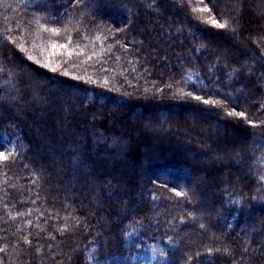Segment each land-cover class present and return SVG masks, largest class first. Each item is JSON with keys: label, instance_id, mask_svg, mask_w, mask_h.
<instances>
[{"label": "trees", "instance_id": "16d2710c", "mask_svg": "<svg viewBox=\"0 0 264 264\" xmlns=\"http://www.w3.org/2000/svg\"><path fill=\"white\" fill-rule=\"evenodd\" d=\"M200 7L0 0V264H264V133L194 99L264 119V0Z\"/></svg>", "mask_w": 264, "mask_h": 264}, {"label": "snow or ice", "instance_id": "6c2138e0", "mask_svg": "<svg viewBox=\"0 0 264 264\" xmlns=\"http://www.w3.org/2000/svg\"><path fill=\"white\" fill-rule=\"evenodd\" d=\"M79 3H80V0H77V4H79ZM178 3L180 4L181 7H183V6H185L186 3L189 4V5L192 4L193 0H178ZM195 3L202 5V7H200L198 9L200 12L211 14L214 11V8L208 7V4H211L212 0H208V3H205V0H195ZM149 6H151V5H149ZM196 10L197 9H195V8L193 9V11H196ZM262 14H264V13H262ZM212 23L215 25V27L218 30L221 31V33L236 34L237 33V27H235V26L229 27V25L230 24H238L239 22L235 21L234 18H232V19L224 18L222 22L220 20H217V19L213 18L212 19ZM51 31L53 33H57V34L59 32V30L56 29V28L51 29ZM262 39H264V38H262ZM57 47L64 48L66 46L65 45H59L58 46L56 44L52 45L53 49H56ZM21 51H25V50L23 48H21ZM69 55H71V53H69ZM28 59L29 60H33V57L32 56H28ZM259 59L264 61V50L261 51ZM36 63L39 64L40 62L36 61ZM42 66L45 67V68H49L52 72H56L57 71V67H53L51 63L45 62ZM0 71H3V69H0ZM233 71L240 72L242 75L245 72H247L248 75L252 74V69L251 68H248V69L237 68V69H233ZM261 72H262V74H264V69H261ZM64 75L67 76L68 73L64 72ZM73 79H79V77H73ZM105 84H107V81H105ZM187 95L191 96L192 93H187ZM228 95H231V94L229 93ZM194 99L197 100V101H202V103L204 105H209V106H212V107H218V108H221V109H225L227 116H229V117H237V118H239V120L244 121L249 128L259 129V131L261 133H264V119H260L259 122H255L254 120L249 118L251 115H253V113H249L246 110L237 111L235 107H231L230 108V102H227L225 98H221V99H203L202 100V97L197 95V96L194 97ZM229 108H230V110H229ZM257 108H258V110L264 109V100H261V101L258 102ZM259 139L261 140V142H264V135H262ZM9 151L10 150L7 149V148H5L4 151H0V161L6 162L8 160L7 153ZM260 178L264 179V176H261ZM173 191H176V190L173 189ZM176 195L177 196H184V193L180 192V191H176ZM180 223L181 224L184 223V220L182 218L180 220ZM199 227L201 229H206V225L204 223H200ZM51 238L55 239V237H51ZM25 241L28 242V243H31L30 241H27L26 237H25ZM247 250H248L247 247H245L244 251L247 252ZM3 251H5V249L0 247V252H3ZM37 251H39V250L37 249ZM221 251H222V249H220V248H216L215 249V252H221ZM212 252H213L212 249H208L207 254L211 255ZM223 252L226 253L229 256H232L234 254L231 250H229L227 248H224ZM161 255H164V254L161 253ZM199 256H200L199 252H197L195 254V256H189V258L184 261V264H193V260L194 259H198ZM69 259H71V257H69Z\"/></svg>", "mask_w": 264, "mask_h": 264}, {"label": "rangeland", "instance_id": "374dc122", "mask_svg": "<svg viewBox=\"0 0 264 264\" xmlns=\"http://www.w3.org/2000/svg\"><path fill=\"white\" fill-rule=\"evenodd\" d=\"M144 260H149L150 262H155L156 258H155V255L154 254H147L144 257Z\"/></svg>", "mask_w": 264, "mask_h": 264}]
</instances>
